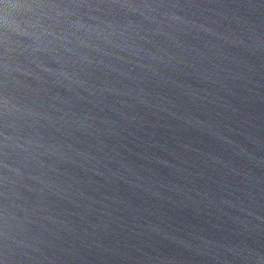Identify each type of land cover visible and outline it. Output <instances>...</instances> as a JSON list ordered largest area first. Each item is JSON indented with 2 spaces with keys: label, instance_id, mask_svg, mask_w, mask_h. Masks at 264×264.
<instances>
[{
  "label": "water",
  "instance_id": "95a60500",
  "mask_svg": "<svg viewBox=\"0 0 264 264\" xmlns=\"http://www.w3.org/2000/svg\"><path fill=\"white\" fill-rule=\"evenodd\" d=\"M0 264H264V0H0Z\"/></svg>",
  "mask_w": 264,
  "mask_h": 264
}]
</instances>
